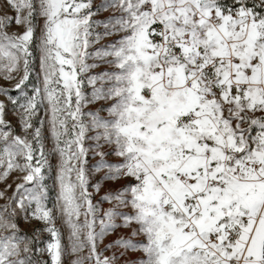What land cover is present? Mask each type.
I'll use <instances>...</instances> for the list:
<instances>
[{"label": "snow or ice", "instance_id": "6c2138e0", "mask_svg": "<svg viewBox=\"0 0 264 264\" xmlns=\"http://www.w3.org/2000/svg\"><path fill=\"white\" fill-rule=\"evenodd\" d=\"M0 80V264H264V0H0Z\"/></svg>", "mask_w": 264, "mask_h": 264}, {"label": "rangeland", "instance_id": "374dc122", "mask_svg": "<svg viewBox=\"0 0 264 264\" xmlns=\"http://www.w3.org/2000/svg\"><path fill=\"white\" fill-rule=\"evenodd\" d=\"M6 82H4L3 80H0V85H4ZM11 118V117H10ZM0 187H2V185H0ZM54 195H55V193H53V197H54ZM4 203V201L3 200H0V204H3ZM105 207H106V205H105ZM21 228L22 229H25V230H28V228H29V226L28 225H25V224H23V223H21ZM109 238H106V241L105 242H107V240H108Z\"/></svg>", "mask_w": 264, "mask_h": 264}]
</instances>
